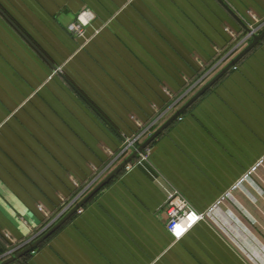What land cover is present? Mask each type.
<instances>
[{
  "label": "crops",
  "instance_id": "crops-1",
  "mask_svg": "<svg viewBox=\"0 0 264 264\" xmlns=\"http://www.w3.org/2000/svg\"><path fill=\"white\" fill-rule=\"evenodd\" d=\"M83 11L93 19L77 37L69 27ZM263 22L264 0H0V262L70 211L130 154L119 156L127 139L156 131ZM175 193L204 213L180 239L166 226ZM10 264H264V40Z\"/></svg>",
  "mask_w": 264,
  "mask_h": 264
},
{
  "label": "built area",
  "instance_id": "built-area-1",
  "mask_svg": "<svg viewBox=\"0 0 264 264\" xmlns=\"http://www.w3.org/2000/svg\"><path fill=\"white\" fill-rule=\"evenodd\" d=\"M92 19L93 15H91L89 12H81L75 22L70 25V33L77 37H84L86 33V27L92 21ZM263 29L264 22L259 25L249 27V30L236 41L233 50L239 51L244 48L252 40L253 35L260 33ZM221 62L222 61L215 62L203 74H201L197 80L188 87L187 93H191L194 89L203 85L207 79V76H211L216 71V69L221 66ZM151 134V130L146 128L138 135L127 139L121 148L119 156L123 157L131 153L146 137ZM165 210L168 215L166 224L167 229L176 239L182 238L183 235H185L189 229L195 225V223L204 217V213L196 211L192 207L190 201L179 193L173 194V196L167 202ZM20 248H22L21 245L8 248L3 256L11 257L17 251H19Z\"/></svg>",
  "mask_w": 264,
  "mask_h": 264
},
{
  "label": "water",
  "instance_id": "water-1",
  "mask_svg": "<svg viewBox=\"0 0 264 264\" xmlns=\"http://www.w3.org/2000/svg\"><path fill=\"white\" fill-rule=\"evenodd\" d=\"M249 30V29H248ZM264 40V29L254 34L252 40L245 46L225 67L216 73L207 83H205L180 109H178L167 121H165L156 131H154L145 141H143L136 149H134L121 163H119L108 175H106L87 195H85L78 203H76L70 211L62 216L48 231L37 238L27 247L17 252L15 255L3 260L0 264H10L11 262L20 260L21 257L33 251L51 234L59 229L73 214H75L87 201H89L100 189H102L110 180L128 166L138 155L143 154L150 144L178 117H180L187 108L193 104L201 95H203L211 86H213L226 72L233 68L237 62L251 51L257 44Z\"/></svg>",
  "mask_w": 264,
  "mask_h": 264
}]
</instances>
